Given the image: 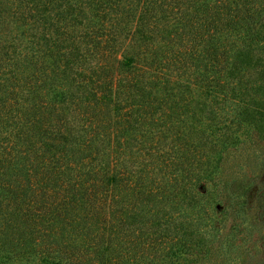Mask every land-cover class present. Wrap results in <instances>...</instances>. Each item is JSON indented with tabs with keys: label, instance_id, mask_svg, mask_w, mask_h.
Segmentation results:
<instances>
[{
	"label": "trees",
	"instance_id": "1",
	"mask_svg": "<svg viewBox=\"0 0 264 264\" xmlns=\"http://www.w3.org/2000/svg\"><path fill=\"white\" fill-rule=\"evenodd\" d=\"M0 264H264V0H0Z\"/></svg>",
	"mask_w": 264,
	"mask_h": 264
},
{
	"label": "rangeland",
	"instance_id": "2",
	"mask_svg": "<svg viewBox=\"0 0 264 264\" xmlns=\"http://www.w3.org/2000/svg\"><path fill=\"white\" fill-rule=\"evenodd\" d=\"M249 152H250V149L248 147L247 149L243 150V155H241V157H239V154L227 156L225 158L226 160L225 161V174L229 176L235 175V172L239 170V168L242 169V172H248V174H251L253 170H259L260 161L257 158H254V155L250 156V160H248L246 157V154H248ZM255 155L259 156V153ZM239 165H242V167H240ZM222 198L224 197L222 196ZM254 198L255 196L251 198L252 202ZM219 219H221V217H219ZM231 223H232L231 216H227V217L225 216L222 218L221 225L219 224L218 226H222L221 231L223 233L224 232L226 233L228 232V228L231 225Z\"/></svg>",
	"mask_w": 264,
	"mask_h": 264
}]
</instances>
